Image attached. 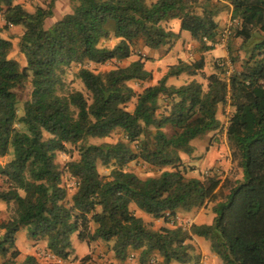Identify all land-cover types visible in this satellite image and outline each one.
Listing matches in <instances>:
<instances>
[{
    "label": "trees",
    "instance_id": "16d2710c",
    "mask_svg": "<svg viewBox=\"0 0 264 264\" xmlns=\"http://www.w3.org/2000/svg\"><path fill=\"white\" fill-rule=\"evenodd\" d=\"M54 1L30 12L14 0H0V32L21 27L16 47L23 58L20 67L9 57L11 38L0 36V156L12 155L0 167V201L12 206L10 216L0 220L2 264L19 255L15 235L21 226L60 262L72 254L76 234L80 242H112L109 249L119 261L136 253L139 264L152 255L159 264H201L192 244L198 236L219 264H264V0H68L70 11L45 27ZM224 11L236 22L231 36L241 40L245 53L235 68L229 41L234 68L229 77L216 63L212 73L202 75L201 55L179 60L136 92L129 82L151 79L139 55L102 72L80 67L75 74L84 91L65 81L72 64L120 62L139 44L149 50L172 46L178 38L166 25L172 19L202 54L216 43L217 17ZM111 40V46L105 44ZM181 73H200L205 83H166ZM26 82L30 93L18 115L14 89ZM225 106L226 143L240 177L221 179L213 169L201 178L187 177L182 157L192 154V140L210 132L217 138V112ZM116 130L121 138L113 143H87ZM67 145L78 155L64 167L76 180L70 197L55 161ZM131 162L160 172L140 178L125 169ZM99 165L109 173L100 174ZM208 204L211 222L189 229L174 224L154 229L130 208L167 224L177 211ZM22 264L38 263L26 255ZM79 264L102 263L85 255Z\"/></svg>",
    "mask_w": 264,
    "mask_h": 264
},
{
    "label": "rangeland",
    "instance_id": "374dc122",
    "mask_svg": "<svg viewBox=\"0 0 264 264\" xmlns=\"http://www.w3.org/2000/svg\"><path fill=\"white\" fill-rule=\"evenodd\" d=\"M56 1V0H55ZM55 1H54V5L52 8L55 9L54 11V16H62L63 13L65 11H69L70 7H69V1L68 0H58L56 5H55ZM147 3L152 2L153 0H146ZM14 2L16 3H20L27 11L32 12L36 6L40 5V6H44L48 0H14ZM56 7V8H55ZM229 11H224L221 13V15L223 17L226 16V18L224 20H222V24L219 27V30H221L230 20V18L227 17ZM55 17H50L47 22L45 23V27L50 26L53 22H54ZM237 27V24L235 21H232L231 24V33L233 31L234 28ZM184 35L189 36L188 32H183ZM12 36V35H11ZM13 41V48L9 54L10 58L15 59L20 67L23 66V58L22 56L19 54V52L17 51V41L16 40H12ZM229 41L232 43L231 47H232V55L233 57H237V62L236 65H234L235 68H237L241 62V60L243 59V57H245V53L242 50V48H240V43L241 40L239 38H233L231 35L228 39V43ZM114 43V40L111 41H107L105 42L106 45L111 46ZM228 43L226 45V47L228 46ZM144 47L141 46L140 44L137 46V48L133 51V54L125 60H122L120 62H112V63H106L104 65H94L91 63H83L81 64H72L69 68V70L67 71L66 75H65V81L66 83L69 84V86L71 88L80 90V91H84L83 86L81 84V82L79 81V79L76 77V71L84 66L90 70L96 71V72H102V71H106L108 69H110L111 67H113V65H126L128 64L130 61L135 60L139 57V55L146 59L145 61L148 62L149 66H153L154 64V58L151 57L149 55V53H146L144 51ZM225 50V49H224ZM228 54L226 56V58H221V59H225V60H229L230 61V56H229V48H228ZM222 55V51L220 48H214V49H210V51H208L205 54V58L207 59H211L212 57H217V56H221ZM202 75H205V73H202ZM184 75H181V77H183ZM201 76V74H200ZM181 77H177V78H171L170 81L167 82L168 85H174V86H179L182 83H180L179 81L182 79ZM202 77V76H201ZM151 83V79L147 82L144 83H140V82H135V81H131L130 85L133 87V89L138 92L142 86L144 85H148ZM14 92L16 94L17 97V113L18 115L21 114V110H22V104L25 100L28 99L29 97V93H30V85L28 82L24 83L22 86L16 87L14 89ZM133 103L134 101H131L128 104V109H132L133 107ZM221 113V125L223 126L224 123L226 122L228 116H229V109L227 107H225V109L223 108V110L220 112ZM165 131L167 133H170V128H166ZM222 131V129L220 128V130L217 132V138H219V134ZM211 136V133L204 135L198 139L193 140L191 143L193 145H195L197 143V141L199 140V144H198V148L201 149H205L207 148V144H208V137ZM119 138H121V133L120 131L116 130L115 132H113L109 137L104 138V139H88L87 143L89 144H100V143H113L116 140H118ZM212 139V137H211ZM67 152L63 153V152H57L56 153V163L58 165V167L63 171L62 174V182L61 184L67 189V197H70V195L74 192L75 190V179L70 177L69 174L66 173L65 171V164L68 161L71 160H76L78 158L77 155V151L74 149L73 146L67 145ZM194 154H198L195 157H192L191 155H187L185 157L189 158V161H185V168H186V176L187 177H204L205 175L208 174L209 171H211L212 166L209 167H203V155L204 153L201 152L199 150H196ZM12 157L11 154L6 155L1 157L0 156V167H2L8 160H10ZM125 169L127 171L133 172L134 174H136L138 177L140 178H146V177H150V176H155L157 175L160 171L158 169H155L153 167H149L147 165H144L142 163H136V162H131L128 163V165L125 167ZM98 171L100 174L102 175H107L109 173V168H105L103 166H98ZM231 175L233 176V178L235 177H239L240 176V172L238 169H236L234 166L231 169ZM2 186V178L0 177V187ZM130 208L134 211V213H141V218L144 220V222L146 223H151L152 227L154 229H158L162 226H182L183 228H185L188 224L189 221H187L184 217L178 215V218L176 217L177 212L175 213L174 217L171 218V220H175V223L173 225V223H167L165 224L163 222L162 219H158L155 220L153 219L150 215L144 214L142 212H140L138 209H136V207L134 205H131ZM12 212V206L11 205H6V204H0V220H5L6 218H8L10 216ZM203 216L205 217L206 221L210 219V217L212 216L210 208L207 207L205 208L203 211ZM135 213V214H136ZM137 215V214H136ZM138 216V215H137ZM186 225V226H185ZM73 240V242L76 241V237L75 235L72 236L71 238ZM112 242L110 243H106L104 241L101 240H96L93 242H78L73 250H72V254L70 255V257L65 260V261H59L56 258L52 259V258H48L46 256V252L45 248L43 246V240H34V239H30L27 236V230L25 226H21L19 228V230L17 231L16 235H15V246L16 249L19 251V255L13 260V262L11 264H22L23 259L26 255H32L35 257L36 261L38 264H49V263H62V264H79L81 262V259L83 256L88 255L89 259L91 262L93 263H102V264H139L136 255L135 258L132 261H128L127 259L123 260V261H119L117 260L113 253L110 251V245ZM195 247V251L196 253H198L199 255V262L201 264H216L217 260L216 258L213 256L214 254H212V252L209 249V245L207 241H202L201 243H193ZM6 259H1L0 258V264L3 263V261H5ZM160 258L157 257L156 255H152L150 256L149 260H147L144 264H159ZM219 261V260H218ZM7 263H9V261H7ZM171 264H180V263H176L173 262ZM190 264V263H189Z\"/></svg>",
    "mask_w": 264,
    "mask_h": 264
},
{
    "label": "crops",
    "instance_id": "0c3cea01",
    "mask_svg": "<svg viewBox=\"0 0 264 264\" xmlns=\"http://www.w3.org/2000/svg\"><path fill=\"white\" fill-rule=\"evenodd\" d=\"M57 1L58 0L55 1V5H56ZM154 1L155 0H153L152 2H154ZM54 11H55V9H53L52 14H53V17H55V19H54V22H55L58 19H60L64 14L68 13L70 11V9H69V11L68 10L65 11L62 16H54ZM227 17L230 18V13H228ZM49 18L45 19L44 24L47 22V20ZM223 18L225 19L226 16L223 17L222 15H219L217 17V22H218L219 27L222 24V20H224ZM3 25H4L3 17L0 16V27H2ZM166 25L174 33L178 34V38L176 39V41L173 43L172 46H162L156 50H149L147 48L144 49V51L146 53H149V55L154 58L153 66H149L148 62H146V61H145V65H144L145 69L151 72V83L150 84H154L157 80H159L166 73L168 67L176 64L179 60L190 62V61H194V60L198 59L202 55V57L204 59V67L202 69V73H205V75H208L214 71L213 66L215 64L216 59L226 58V56L228 54V51H227L228 47H224L223 45H218L215 43L213 45L212 49L220 48L222 51V55L217 56V57H212L210 60L209 59L206 60L205 54L210 50L200 54V52L198 50V43L191 38L190 34H189V36H186L183 34V32H185V31L179 30V21L177 19H172V20L168 21L166 23ZM21 31H22V29L19 26H10L7 30H3L2 32H0V36L3 38H9L10 37L11 41L12 40L18 41V36L21 34ZM12 44H13V41H12ZM181 75H184V76L181 77ZM177 77L182 78L179 81L182 84H184V83H186L192 79H195V80H198L200 82L205 83V80L200 76V73L197 75H194V76H189L185 73H181L179 76L168 77L166 83L168 81H170L171 78H177ZM129 84H130V82H129ZM225 107H227L229 109L228 106H225ZM225 107H223V108L225 109ZM223 108H219V110L217 112V117L220 120H221V113L220 112L223 110ZM227 120H228V118H227ZM227 120L223 126L221 125L222 131L219 134L220 135L219 138L218 139H216V138L211 139V137L214 136V134H216V132H210L211 136L206 138V139H208L207 148H205V149L201 148L202 152L204 153L203 160H202V163L204 164L203 167L212 166V169L214 171H216V173L219 175V177L221 179H224L226 177H230V178L233 177L230 173L231 169L233 168V163L231 162L230 151H229V148L227 146L226 136H225ZM217 136L218 135H216V137ZM198 144H199V140L197 141V143L195 145H193L191 143V145L193 146V152L191 154L192 157H195L196 155H198V154H194L196 150H199L201 152V149H199L197 147ZM182 158H183L184 162L189 161L188 157L184 156ZM239 177H236V178H239ZM0 204H5V203L0 201ZM207 207H209L210 211H211V204H208L207 206H204L198 210H191L189 212L177 211L176 217L178 218V215H180V216L184 217L187 221H189V224L187 226L185 225L186 229H189L191 224H197V225L209 224L212 220V217H213L212 212H211L212 216L207 221H206L205 217L202 215L203 214L202 211ZM136 214L139 217H141V213L140 214L136 213ZM73 235H75V237H76V234H73ZM72 236H71V238H72ZM201 240L203 241L204 239L201 237H198V236H192V242L193 243L195 242V243L199 244V243H201ZM78 242H80V241L77 240V237H76L75 242H73V240L71 239L72 248H74V246ZM43 246L45 248V251L48 252V250L46 249V244L44 241H43ZM134 254L136 255V253H134ZM213 256L217 260L216 264H219L217 257L215 255H213Z\"/></svg>",
    "mask_w": 264,
    "mask_h": 264
},
{
    "label": "built area",
    "instance_id": "2783aa9c",
    "mask_svg": "<svg viewBox=\"0 0 264 264\" xmlns=\"http://www.w3.org/2000/svg\"><path fill=\"white\" fill-rule=\"evenodd\" d=\"M214 1H216V0H214ZM232 21L233 20H231V18H230V20L228 21V23L221 30L218 31L217 38H216V44L223 45L224 47H226V45L228 43V39H229V37L231 35V24H232ZM215 63L218 66L224 68V70H225V76L226 77H229V75L232 73V71L234 69L232 63L229 60H225V59L218 58V59L215 60ZM170 223H173L174 224L175 223V220H172ZM46 256L48 258H52V259L55 258L49 252H46ZM134 258H135V254L134 253H130L127 256L126 259L128 261H132Z\"/></svg>",
    "mask_w": 264,
    "mask_h": 264
}]
</instances>
